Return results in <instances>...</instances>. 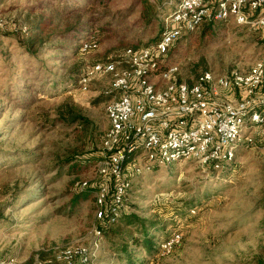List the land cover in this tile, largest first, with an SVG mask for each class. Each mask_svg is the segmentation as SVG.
I'll return each instance as SVG.
<instances>
[{
    "label": "rangeland",
    "instance_id": "1",
    "mask_svg": "<svg viewBox=\"0 0 264 264\" xmlns=\"http://www.w3.org/2000/svg\"><path fill=\"white\" fill-rule=\"evenodd\" d=\"M67 1L0 0V264L9 257L13 264H264V136L241 145L225 170L186 160L132 177L122 210L158 228H151L159 237L151 250L131 244L126 258L105 235L97 237L94 193L71 204L86 189L81 181L93 187L100 180L99 160L74 170L66 160L102 151L111 77L98 75L88 91L78 83L62 89L61 79L157 39L176 1L159 25L147 28L135 23L140 6L130 11L133 0H97L92 12L71 13L63 9ZM101 12L112 18L111 29H100ZM72 26L91 27L82 39L91 37L97 47L82 51L81 40L54 34ZM204 27L169 53L179 78L247 71L264 60L260 29L233 21H217L210 34ZM20 40L33 43L36 54L26 53ZM21 91L33 97L30 104L17 100ZM68 109L79 118L62 114ZM176 233L178 241L165 248Z\"/></svg>",
    "mask_w": 264,
    "mask_h": 264
},
{
    "label": "built area",
    "instance_id": "2",
    "mask_svg": "<svg viewBox=\"0 0 264 264\" xmlns=\"http://www.w3.org/2000/svg\"><path fill=\"white\" fill-rule=\"evenodd\" d=\"M213 21H233L264 33V0H180L164 17L157 41L83 67L78 79L82 91L100 74L111 77L105 91L111 95L106 105L109 125L96 174L114 182V193L107 207L108 186L95 183L98 221L105 219L106 209V222L116 220L133 176L186 160L221 171L236 159L241 145L264 136V60L247 71L205 70L192 82L179 78L178 65L167 60L178 40ZM80 42L82 51L97 47L91 37ZM89 186L88 180L81 181V187ZM94 233L101 237L99 227ZM179 237L173 234L163 246L170 248ZM84 252L80 250L86 256ZM1 264H13V259Z\"/></svg>",
    "mask_w": 264,
    "mask_h": 264
},
{
    "label": "trees",
    "instance_id": "3",
    "mask_svg": "<svg viewBox=\"0 0 264 264\" xmlns=\"http://www.w3.org/2000/svg\"><path fill=\"white\" fill-rule=\"evenodd\" d=\"M97 0H68L67 2H69V4L66 2L64 3V11L66 13H71L73 11L79 10V11H93V8H95L94 6L92 7V3H94ZM109 1V0H106ZM176 1V4L180 1V0H133L131 7L129 8L130 11L132 10V12L134 11V7L135 6H140V12L138 17L135 20L136 24H139L142 27H150V26H154L156 24L159 25V17L164 14L166 12V10L168 8H170V3ZM90 5V6H89ZM109 16L108 12H101L99 17L96 19L97 22L102 23V25L100 26L101 30H109L111 29V25H112V18L109 16V19L107 21H103L106 17ZM217 22V21H216ZM215 21L213 22H209V23H205L203 25H206V27H204V34H210L214 32V29L212 28L213 25L216 24ZM202 25V26H203ZM91 31V27H76V26H72L70 28H68L67 30H65L64 32H60V33H54V34H59L62 38H66L71 40L72 42L76 43L79 40H82L84 34H88ZM164 31V26L162 24V29L161 32L159 34V37L157 39H155L154 41L148 43H154L155 41H157L160 37L162 32ZM51 36H53V34H50L48 36V38H50ZM37 39V37H36ZM18 40V39H17ZM35 38L32 39V42H34ZM181 40V39H180ZM180 40H178L177 42H179ZM19 42V40H18ZM20 44L22 45V48L25 50L26 53H29L30 55H34L36 54L37 50L34 49V44L33 43H28V41H24L21 42L20 40ZM147 44V45H148ZM175 46L172 47V49ZM171 49V50H172ZM77 49H74V51H76ZM78 70V69H77ZM81 71H73V74H71L70 76H68L67 78H63L61 79L60 82H63L62 84V89H67V90H71L72 88H70L71 86H74V84L78 83V79H79V74ZM198 76V75H197ZM196 76V77H197ZM195 77V78H196ZM194 78V79H195ZM193 79V80H194ZM193 80H190L188 82H192ZM58 84V83H57ZM61 84V83H60ZM57 86V85H56ZM58 88V87H56ZM22 95V96H21ZM110 96V94L108 95ZM106 96H102L100 97L101 100H103ZM32 96H30L28 93H22L19 92L17 95V100H19L20 104H30L31 100H32ZM103 98V99H102ZM35 102V99L34 101ZM62 114H66L67 117L69 116L70 118H79V116L76 115V112L74 109H68L65 110L64 113ZM257 138V137H256ZM254 138V139H256ZM102 151H99V154L96 153H91L89 155H85L84 157H79L77 162L73 163L70 160H66V164L74 169H79V168H86L87 166H89L91 163H93L94 161L100 160L102 158ZM235 163L234 161H231L230 163H228L226 165V167L224 168V170L226 168H230L233 164ZM99 183H105L108 186V194H107V207L110 206L113 202V193H114V182L110 181V180H99ZM133 182V180H132ZM97 189V187L93 186H89L86 187L85 191H82L80 193H78L76 195V197H74L71 201V204L75 207L77 202H79L80 198H84V196H88L89 193H95V190ZM132 189V187H131ZM131 191V190H130ZM128 197H126L124 199V205L123 208H125V205L128 204ZM81 201V200H80ZM106 207V208H107ZM122 208V209H123ZM95 210H96V206H95ZM109 216V211L108 209H106L105 212V219L104 220H100L97 223V227H99V229L101 230V237L103 235L106 236V238L111 242L113 248L117 249V253L122 255V254H126V258L128 255V247L132 244L136 247H144L148 250H151L157 243L156 240H158L159 237H156V235L153 233L155 231L158 230V228L153 227V223H150L149 227H147V225L141 224V222H143L137 215L133 214V213H128L126 211L121 210L119 216L116 218V220L112 223H107L106 220L108 219ZM151 228L153 229V232H151ZM140 234V236H137V234ZM117 240V241H114ZM12 257L3 259V260H7L10 259ZM129 264H136L134 261L129 262Z\"/></svg>",
    "mask_w": 264,
    "mask_h": 264
}]
</instances>
